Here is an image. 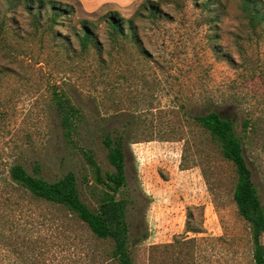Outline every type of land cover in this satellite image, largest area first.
Segmentation results:
<instances>
[{
	"label": "rangeland",
	"instance_id": "374dc122",
	"mask_svg": "<svg viewBox=\"0 0 264 264\" xmlns=\"http://www.w3.org/2000/svg\"><path fill=\"white\" fill-rule=\"evenodd\" d=\"M151 1L88 13L54 0H0L1 201L9 196L36 220L34 264H110L112 242L67 208L7 188L10 168L39 165L48 180L74 171L96 208L105 186L82 148L104 174L115 171L104 138L117 129L130 142L117 198L129 201L133 264H256L234 201L235 166L193 117L216 110L234 121L264 203V20L254 22L243 0ZM253 8L264 16V0ZM56 90L79 109L71 141Z\"/></svg>",
	"mask_w": 264,
	"mask_h": 264
},
{
	"label": "trees",
	"instance_id": "16d2710c",
	"mask_svg": "<svg viewBox=\"0 0 264 264\" xmlns=\"http://www.w3.org/2000/svg\"><path fill=\"white\" fill-rule=\"evenodd\" d=\"M243 1L250 17L256 20L254 22L264 20V16L253 8L254 0ZM148 3L153 1L148 0ZM110 14H112L109 17L111 26L115 31L122 32L121 20L117 18L119 12L110 11ZM84 22L87 23V20ZM88 29L85 25L84 44L90 39ZM54 97L61 116L63 134L68 141H71L78 126L76 120L79 117V109L65 93L56 90ZM193 118L217 142L223 156L235 166L237 182L234 201L239 214L250 224L254 237V261L256 264H264V203L253 181L252 170L245 156L243 137L237 133L234 121L216 110L195 115ZM247 126L248 122H245L244 127ZM104 144L107 148L108 160L115 168V171H107L105 174L95 159L92 149L82 148L96 182L105 186L96 208H91L82 199L78 178L74 171H69L57 180H48L40 174L39 165H36L34 173H30L22 164H15L9 170L5 186L12 190H20L32 201L37 199L67 208L84 221L98 239L112 242L111 250L106 253V260L110 264H133L130 249L131 229L127 218L129 201L125 198H117L118 192L127 185L126 165L130 145L127 130L117 129L108 132L104 138ZM3 196L6 194L0 190V250L4 252V255L0 257V264H3L2 261L6 256L11 257L10 260H13L14 264H34L36 220L30 215H27L25 220L23 206L17 209L16 200L7 196L1 201ZM15 201L17 204L14 203ZM191 231L197 232V230Z\"/></svg>",
	"mask_w": 264,
	"mask_h": 264
},
{
	"label": "crops",
	"instance_id": "0c3cea01",
	"mask_svg": "<svg viewBox=\"0 0 264 264\" xmlns=\"http://www.w3.org/2000/svg\"><path fill=\"white\" fill-rule=\"evenodd\" d=\"M62 3H67L69 5L77 6L81 8L84 12L96 13V12H106L107 9H119L120 7H126L134 5L138 0H54ZM104 9V10H103Z\"/></svg>",
	"mask_w": 264,
	"mask_h": 264
}]
</instances>
